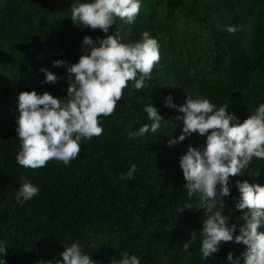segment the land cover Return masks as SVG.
I'll use <instances>...</instances> for the list:
<instances>
[{"label": "trees", "instance_id": "1", "mask_svg": "<svg viewBox=\"0 0 264 264\" xmlns=\"http://www.w3.org/2000/svg\"><path fill=\"white\" fill-rule=\"evenodd\" d=\"M0 264H264V0H0Z\"/></svg>", "mask_w": 264, "mask_h": 264}]
</instances>
